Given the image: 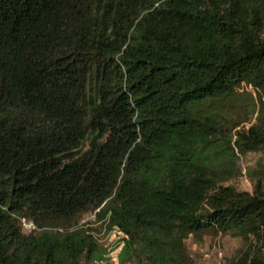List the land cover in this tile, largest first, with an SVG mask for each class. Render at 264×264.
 <instances>
[{
  "label": "trees",
  "instance_id": "1",
  "mask_svg": "<svg viewBox=\"0 0 264 264\" xmlns=\"http://www.w3.org/2000/svg\"><path fill=\"white\" fill-rule=\"evenodd\" d=\"M95 210L118 264H264V0H0V264L102 259Z\"/></svg>",
  "mask_w": 264,
  "mask_h": 264
},
{
  "label": "rangeland",
  "instance_id": "2",
  "mask_svg": "<svg viewBox=\"0 0 264 264\" xmlns=\"http://www.w3.org/2000/svg\"><path fill=\"white\" fill-rule=\"evenodd\" d=\"M259 156L254 153L241 156L238 161L239 174L233 184L239 191L252 190V186L246 176L248 168H253ZM94 235L97 242L107 250V253L115 251L113 246L119 241V235L107 233L101 222L88 223L86 226ZM188 252L196 264H225L226 259L239 247V241L229 236L214 235L207 232L202 240L196 241L194 238L188 240ZM116 254V252L114 253Z\"/></svg>",
  "mask_w": 264,
  "mask_h": 264
},
{
  "label": "built area",
  "instance_id": "3",
  "mask_svg": "<svg viewBox=\"0 0 264 264\" xmlns=\"http://www.w3.org/2000/svg\"><path fill=\"white\" fill-rule=\"evenodd\" d=\"M97 213L98 210H95L94 212H90L87 213L86 215L83 216V218L80 221V225L83 227L88 226V223H96L97 222ZM23 227L27 230L34 228L32 223H25L23 222ZM115 233L119 235V241L116 242L115 246H113V249H115L114 252L112 253H107V250L105 251V254L103 255L102 259H97V260H93L91 263L89 264H118V255L121 251V248L123 246V239L126 238V236L118 231V230H112L108 233ZM116 252V254H114Z\"/></svg>",
  "mask_w": 264,
  "mask_h": 264
}]
</instances>
